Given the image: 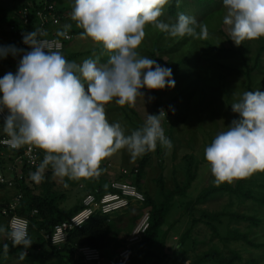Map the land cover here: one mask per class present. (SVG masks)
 I'll return each instance as SVG.
<instances>
[{
    "label": "rangeland",
    "instance_id": "374dc122",
    "mask_svg": "<svg viewBox=\"0 0 264 264\" xmlns=\"http://www.w3.org/2000/svg\"><path fill=\"white\" fill-rule=\"evenodd\" d=\"M25 1L0 0V47L20 49L13 43L7 28L18 19V11ZM169 6L170 0L161 19L175 23L180 14L192 16L207 26L209 38L171 37L151 26L145 28V38L137 51L142 56L155 59L162 67L171 68L175 80L174 88L165 87L157 94L158 111H164L161 124L173 146L168 150L157 144L156 150L150 152L139 188L158 204L163 200L158 185L160 176L164 190H173L185 181V155H191L198 168L185 195L175 196L170 205L153 246L156 257L143 261L139 258L131 264H191L208 251L218 253L221 259L232 260L233 264H264V206L254 200L264 198V172H256L249 178L232 183L217 184L204 156L205 148L213 139L237 119L231 104L245 91H264V37L236 45L228 26L223 23L226 11L223 0H176L173 13ZM56 7L62 15V26L70 25L68 32L72 35L61 54L69 62L77 64L89 58L98 59L101 64L107 63L109 54L106 50L90 38H82L83 29L71 19L74 0H57ZM20 58L9 55L0 59V78L8 72L15 74ZM141 92L143 98L137 97L135 107L120 106L114 101L105 106L108 122L119 123L126 135L141 128L147 114L153 115L151 91L141 89ZM3 135L7 133L1 127L0 137ZM17 156L8 149L0 150V169L6 179L15 182L12 188L0 186V207L15 203L20 179L27 176ZM43 158L42 152L39 165ZM141 158H133L126 148L117 150L101 162L103 172L99 177L87 179L60 177L50 166L46 168L43 175L51 171L55 183L53 193L60 197L57 203L60 216L65 219L69 212L81 206L87 191L98 194L99 189H106L112 181L135 182V170ZM25 183L35 193L41 194L40 183L28 176ZM237 185L241 186L239 194L220 189L223 186L235 189ZM210 188L218 190L210 192ZM202 192L206 193L204 197H200ZM27 200L25 194L19 199L15 208L17 215L19 209L27 208ZM144 211L147 210L132 205L111 217L108 246L103 251L106 257H113L124 247L126 237ZM203 214L214 215L218 219L212 223L217 228L218 238L212 235ZM231 215L250 217L256 224L235 220ZM6 217L0 216V229H3L0 231V243L9 233ZM28 221L33 224L31 238H45L44 231L38 230V222ZM186 231L185 239L181 241ZM26 253H35L36 258L24 262L19 254H9L0 256V264H63V261L46 255L43 248Z\"/></svg>",
    "mask_w": 264,
    "mask_h": 264
},
{
    "label": "clouds",
    "instance_id": "9594fccd",
    "mask_svg": "<svg viewBox=\"0 0 264 264\" xmlns=\"http://www.w3.org/2000/svg\"><path fill=\"white\" fill-rule=\"evenodd\" d=\"M168 3L74 0L71 19L83 29L82 38H90L106 50L105 64L93 58L80 64L69 62L59 51L47 50V42L38 38L39 30L23 34L22 42L30 51L0 47V59L21 57L15 74L8 72L0 78V113L7 112L4 131L12 148L32 145L44 153L42 163L30 174L31 180L43 182L49 166L60 177H98L101 162L117 150L126 148L136 158L154 152L157 144L172 148L161 124L163 110L159 115L147 114L144 125L130 135L119 123L110 124L105 112V106L113 101L135 107L137 97L143 98L141 89L175 86L171 68L137 51L146 26L171 37L209 38L207 26L192 16L180 14L175 23L161 19ZM223 6V23L236 45L264 37V0H223ZM69 28L63 26L56 35L67 38ZM231 109L239 118L204 150L217 184L264 172V91L243 92ZM10 238L24 250L32 244L25 230L11 232ZM7 248L5 244V251Z\"/></svg>",
    "mask_w": 264,
    "mask_h": 264
},
{
    "label": "trees",
    "instance_id": "16d2710c",
    "mask_svg": "<svg viewBox=\"0 0 264 264\" xmlns=\"http://www.w3.org/2000/svg\"><path fill=\"white\" fill-rule=\"evenodd\" d=\"M175 1L176 0H170V12L173 13V8H175ZM50 3L55 4L57 0H49ZM30 5V6H29ZM22 8H28L30 12V28H33V25L36 23V17H35V10L39 8V5L35 3V0H26L24 5H22ZM56 14L60 17L62 21V15L61 12L58 10L57 7ZM18 20V19H17ZM15 22L11 23L10 25L14 24ZM9 25V26H10ZM9 26L7 28L9 32ZM13 43L19 47V41L15 40ZM27 52L28 50H23ZM261 52V49L260 51ZM151 99H152V105H153V115H159V103L157 99L158 90L151 91ZM239 117H237L238 119ZM20 150L15 152V155H19ZM150 158V152L142 155L141 160L139 161L137 165V174L135 175V182L133 184L137 187L139 191L143 193V191L139 188V180L142 178L143 170ZM183 160L185 161V181L181 186H175L173 190H164V184L162 177H159L158 185L161 191V195L163 200L160 203L154 202L151 197L147 193H143L145 197V202L142 206V208L146 209L147 212H149V228L145 235L143 236L141 242L133 249L132 257L128 264H131L132 261L138 260L141 258L143 261L144 259H147L149 257L155 258L156 254L153 251V246L155 243V240L158 236V231L160 227L163 225L166 215L169 212L170 205L174 199L175 196H183L190 188L192 182L194 181L196 177V172L198 168V163L194 160V158L191 155H185L183 157ZM51 171H48L44 174V180L40 183V190L41 194L35 193L32 189H30L27 184L25 183V178L20 179V190L19 192L22 193V196L25 194L28 197V200L25 202L28 204L27 208H21L19 209L18 215L22 217H26L27 219H31L34 222H38V230H43L46 234L45 238L43 237H36L35 239L31 238V229L33 227L32 223H29L28 221V237L31 239L32 244L27 249L24 250L21 246H15L12 242V240L9 237V233L6 234L3 241L0 243V256H7L9 254H19L21 256V260L24 262H30L36 258V255L33 253H26V252H35L36 250L43 248L44 253L48 256L57 258L58 261H63V264H85L84 262H78L74 259V250L75 248L79 246H91L96 247L101 251V254L105 256L104 250L108 246L107 239L111 232V221H107V217L101 215L99 212H95L90 219L82 225L80 228H75L73 230H70L67 233L66 236V243L60 248L56 249L50 245L49 237L51 236L53 232V228L58 223H61L64 220H67L71 215L76 213L78 210L81 209V206L78 208L73 209L67 217L64 219L60 216L59 210L57 207V203L60 200V197H57L53 193V187L55 186V183L53 179L51 178ZM5 186V185H0ZM221 190H227L229 193H240L241 186L237 185L235 189L230 188L228 186L220 187ZM106 189H99L98 194H93L98 198L101 196ZM218 189L210 188L208 191H217ZM206 191V193L208 192ZM91 192V191H90ZM206 193H201L200 197H204ZM244 194V193H243ZM248 196V195H245ZM255 201L259 202L264 206V198L262 199H255ZM131 208V207H129ZM128 208V209H129ZM33 210H36V214H31ZM15 213V212H14ZM16 214V213H15ZM12 214H9L7 216L11 217ZM6 217V216H5ZM9 217H6V224L8 223ZM231 217L235 220L242 221V222H252L253 224H256L250 217L245 216H239V215H231ZM202 218L206 220V225L210 228L212 231V235L216 238L219 237L217 228L213 226V222L218 221L216 216L209 215V214H203ZM134 227V226H133ZM189 231V230H188ZM186 231L181 236V241L185 239V236L187 234ZM7 244L8 248L7 251L4 249V245ZM25 251V255L22 256V252ZM205 263H211V264H233L232 260L228 259H221L218 255V253L214 251H208L196 258L191 264H205Z\"/></svg>",
    "mask_w": 264,
    "mask_h": 264
},
{
    "label": "built area",
    "instance_id": "2783aa9c",
    "mask_svg": "<svg viewBox=\"0 0 264 264\" xmlns=\"http://www.w3.org/2000/svg\"><path fill=\"white\" fill-rule=\"evenodd\" d=\"M35 3L39 5V8L35 10L36 23L32 29L30 28V12L28 8L20 9L18 11V20L9 26V33L12 35L13 41L18 40L20 49L30 51L22 42L23 34L39 30L38 38L47 42V50L62 53L65 44L71 41L72 35L69 32L67 33V38L56 35L57 30L62 29L63 26L60 17L55 13V4L50 3L49 0H35ZM5 115H7L6 110L4 113H0V128L3 127V117ZM2 149H8L14 153L20 150L17 158L27 170L28 177H30V174L34 172L40 163L41 150L32 145H25L19 149H14L10 144L8 134L0 137V150ZM135 174H137V170H135ZM0 185H5L8 188L15 186L14 180L6 179L1 169ZM107 189L98 198L90 191L84 194L81 201V209L67 220L54 226L53 232L49 237L52 247L60 249L66 243L67 233L75 228H80L95 212H99L101 215L107 217V221L109 222L113 215L127 210L132 205L140 207L145 202L143 193L131 181H112L109 183ZM21 198L22 193L18 191L15 203H11L6 207H0V216L12 214L8 221L9 237L11 232L19 230H25L28 235V219L14 213L17 202ZM36 213L37 211L33 210L31 214ZM148 228L149 212L144 211L126 237L124 247L116 255L104 257L98 248L84 245L75 248L74 259L85 264H128L132 257L133 249L141 242Z\"/></svg>",
    "mask_w": 264,
    "mask_h": 264
}]
</instances>
